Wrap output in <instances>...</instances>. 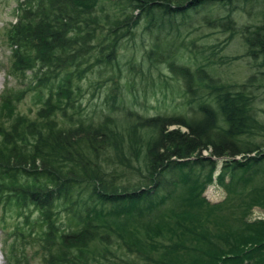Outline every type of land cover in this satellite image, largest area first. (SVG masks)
Returning <instances> with one entry per match:
<instances>
[{
    "label": "trees",
    "instance_id": "16d2710c",
    "mask_svg": "<svg viewBox=\"0 0 264 264\" xmlns=\"http://www.w3.org/2000/svg\"><path fill=\"white\" fill-rule=\"evenodd\" d=\"M245 1H18L8 75L38 90V108L20 113V90L0 97L8 264H31L30 248L39 264H264V219H249L264 212V122L253 106L262 85L254 74L222 82L216 45L188 40L197 23L224 42L235 34L264 81V0L250 14ZM235 14L258 21L238 28ZM160 65L182 102L146 116L135 88L153 85L144 70L161 76ZM94 74L111 81L109 103L85 114L81 83ZM213 182L224 192L215 204L202 196Z\"/></svg>",
    "mask_w": 264,
    "mask_h": 264
},
{
    "label": "rangeland",
    "instance_id": "374dc122",
    "mask_svg": "<svg viewBox=\"0 0 264 264\" xmlns=\"http://www.w3.org/2000/svg\"><path fill=\"white\" fill-rule=\"evenodd\" d=\"M18 1L19 0H0V97L10 90H20L24 92L17 107L20 113L27 114L32 117L38 108L35 97L38 90L36 88L32 89V91L29 90L30 86L28 87V85H25V81L23 85L21 80H17L8 75L11 65L8 34L9 29H11V25L14 22V11L15 8H17ZM256 2L257 0H248L244 2L243 5L246 14L252 13L253 9L255 11V9L259 10V8H262L255 6ZM219 7L220 6H215L213 9L218 10ZM197 16H202V13L197 14ZM221 16L222 13H219L218 18ZM234 17L238 28L254 25L258 21L257 18H254L255 16L249 17L245 14H242L241 16L235 14ZM200 24L201 23H197L190 29L188 40L194 41L195 45H200V47L216 45L212 50L215 52L217 57H221V61L215 63L213 65L214 69H211H213L212 75L221 79L222 82L227 84H239L244 82L248 76L252 74L255 75V81L257 80L255 82V86H262L260 88H255L253 91L255 95L253 106L256 116L264 122V81L259 78L260 76L257 74V70L252 67L251 61L248 58L243 57L245 50L241 46L240 39L234 34L229 41L224 42L228 35L227 33H223L219 29H207L202 26H197ZM200 47H198V49H200ZM182 59L185 62L192 61L190 56L187 54H183ZM198 61L201 62L200 60ZM120 67V70L124 69V67ZM158 69L161 72V76H159L155 70H150L149 73L144 70L147 77L146 79L150 80L153 85H151L149 81L144 80L140 87L137 85L135 88V93L138 97L142 96V91L145 92L146 102L139 108V111L146 116L170 115L179 111L180 103L182 102L180 95L174 91V84L167 71L161 65ZM119 75V85H121V83H126V81L130 79V76H132L127 73L123 74V71H121ZM110 78L114 80V82L117 80L115 76H111ZM110 82L109 78H107V74H104L100 80H97V76L94 74L93 76L91 75L86 78L85 81L81 83V108L83 113L90 114L94 110H104L106 108L109 103L108 97L112 86H110ZM121 86L124 95L126 97H130L132 94L128 92L129 89H125L127 86H124V84ZM172 129H176V127H168V130ZM179 130L184 131L183 128H180ZM202 156H207V153L202 152ZM235 159L239 160L240 158L235 157ZM217 167H219V164ZM202 196L208 203L215 204L222 201L224 198V192L213 182L206 186ZM2 214L3 212L0 210V218ZM249 219H264V212L261 209L253 208L249 214ZM7 240V230L0 227V264H8L7 257L9 246ZM27 258L30 260L31 264H39L41 261L39 260V252L33 248L28 249Z\"/></svg>",
    "mask_w": 264,
    "mask_h": 264
},
{
    "label": "bare ground",
    "instance_id": "6f19581e",
    "mask_svg": "<svg viewBox=\"0 0 264 264\" xmlns=\"http://www.w3.org/2000/svg\"><path fill=\"white\" fill-rule=\"evenodd\" d=\"M7 77V76H6Z\"/></svg>",
    "mask_w": 264,
    "mask_h": 264
}]
</instances>
